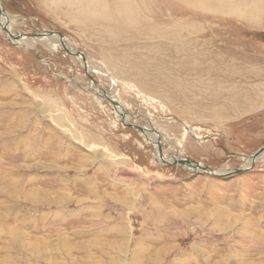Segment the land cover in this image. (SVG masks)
<instances>
[{
  "label": "rangeland",
  "instance_id": "374dc122",
  "mask_svg": "<svg viewBox=\"0 0 264 264\" xmlns=\"http://www.w3.org/2000/svg\"><path fill=\"white\" fill-rule=\"evenodd\" d=\"M146 2L149 23L192 45L175 54L151 33L74 24L48 0H0V264H264V157L245 169L264 146V12ZM3 27L66 46L24 48ZM176 156L244 171L211 177Z\"/></svg>",
  "mask_w": 264,
  "mask_h": 264
},
{
  "label": "bare ground",
  "instance_id": "6f19581e",
  "mask_svg": "<svg viewBox=\"0 0 264 264\" xmlns=\"http://www.w3.org/2000/svg\"><path fill=\"white\" fill-rule=\"evenodd\" d=\"M48 1H50V3L54 5L57 9L63 8V10H61V13L64 16H66V18L70 20L71 22H73L74 24L81 25L84 27L86 26L90 28L99 26L100 30L98 28L97 30L100 31L102 34L108 37H111V38L116 37L119 34L120 35L125 34L129 31H137V32H143L147 34L151 33V35L155 38H161L164 41L170 42L171 44L169 43V45L172 48H174L175 54L179 52L181 53V51L179 50L181 46L191 44V43H183L181 41L182 40L180 39L181 34L177 31L178 29L177 26H175L174 29H171V28H168L167 26L160 27L158 26V24L154 25L153 23H149L146 16L147 14L151 15L153 12H151L152 10L150 6L148 5V2H146V0H48ZM159 1L165 4L174 5L176 8H178L177 6L179 5L178 3L180 4L184 3L187 7L189 6L193 10H198L202 8L204 9L214 8L215 10L216 9L221 10V11L223 10L225 12L227 11L228 13H232V14H238L239 12L243 10L242 8H244L243 10L244 12H241V13H243L242 15L247 20H250V21L258 20V16L260 15V13L264 12V0H159ZM48 3L49 2L45 4H48ZM0 10H1L2 18H3V22L5 20L6 22L8 20H11L10 15L2 9L1 5H0ZM142 14L146 16H143ZM3 22L2 23L0 22V26L4 25ZM138 26H141V27L138 28ZM7 31L12 34L11 31L9 30ZM168 31H170L171 33ZM40 34L45 35L46 37L43 39L23 38V39H20L19 41H16L15 43H17V45H22V47L29 49V48H33L36 45V43L51 42L55 38L60 40L58 35H55V34H50V35H48V33H40ZM60 42L62 41L60 40ZM62 45L63 47L66 46L64 41L62 42ZM107 62H108V65H110L112 63V60L107 59ZM90 89H91L90 91H92V93L95 96L97 95L99 96L100 99H103L101 97L102 95L101 92H97L94 89L92 90V88ZM109 98L113 101L118 102L117 100L113 99V97H109ZM113 110L114 112L115 110H117L115 114L117 113V116L120 117L121 112H123L122 104H119L117 108L114 107ZM126 121L127 120L125 116L124 122ZM145 130L146 132L142 133L143 136H148L149 140L151 141H154V138H157L156 132H154L155 134H153L148 129L145 128ZM163 157L167 158L168 156H163ZM263 157H264V150L260 154L256 155V157L253 156L249 158L245 165L247 168L245 169L247 170L250 169L253 162L260 160ZM172 158L174 160L182 159L177 156L172 157ZM157 159L159 158L156 157V160ZM252 160L254 161L252 162ZM172 161H168V163H171ZM157 162L159 163V160ZM180 166L186 167L183 165H180ZM189 169H192V168L190 167ZM192 170L196 173L197 172L202 173L199 170L197 171L194 169ZM213 173L215 175L221 174L223 176H226L228 174V172H222L221 170L213 171Z\"/></svg>",
  "mask_w": 264,
  "mask_h": 264
},
{
  "label": "water",
  "instance_id": "95a60500",
  "mask_svg": "<svg viewBox=\"0 0 264 264\" xmlns=\"http://www.w3.org/2000/svg\"><path fill=\"white\" fill-rule=\"evenodd\" d=\"M0 15H1V10H0ZM3 30L5 31V34L7 36V38L10 40V41H19L20 39H23V38H33V39H43L45 38L46 36L45 35H42L40 33L38 34H33V35H13L11 34L10 32L7 31L6 28H3ZM50 34H55V35H58L59 39L62 40V35L60 33H53V32H49L48 35ZM64 51L66 54H69V55H72L74 57H78L81 59V61L83 62V65H84V68L86 69V61H85V58L82 56V54H80L79 52H71L69 51L68 49L64 48ZM101 97L105 100H107L113 107L117 108L119 106V104L113 100H111L104 92L102 93ZM126 116V114L124 112H121L120 114V120H121V123L126 126V127H129L131 129H134V130H137L139 132H142L144 130V128H141L140 126H136V125H131V124H125L124 122V117ZM151 133L155 134L153 131H151ZM157 134V133H156ZM158 142L156 143V147H157V151H158V157L160 160L163 161V156L161 154V150L160 148L158 147ZM264 150V147H262L255 155L254 157H256V155L260 154L262 151ZM254 159V158H253ZM255 160V159H254ZM252 160V162L254 161ZM183 165V166H186L188 168H192L194 170H199L202 172V174H205V175H209L211 177H224L223 175H215L213 173V170L209 169L208 167L206 166H203L202 164H199L198 162H194V161H191V160H187V159H181V160H173L172 162V165ZM166 165H170V164H166ZM244 170H237V171H232L230 173H228L226 175V177H229V176H233V175H239L243 172Z\"/></svg>",
  "mask_w": 264,
  "mask_h": 264
}]
</instances>
